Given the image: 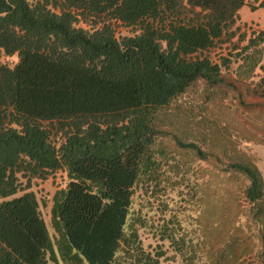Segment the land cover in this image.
Wrapping results in <instances>:
<instances>
[{"label":"trees","instance_id":"trees-1","mask_svg":"<svg viewBox=\"0 0 264 264\" xmlns=\"http://www.w3.org/2000/svg\"><path fill=\"white\" fill-rule=\"evenodd\" d=\"M243 4L0 0V55L13 58L0 62V264H165L162 243L141 245L146 224L177 264H243L252 248L227 242L236 229L223 222L241 186L249 203L264 200L238 143L255 133L264 144V28L210 56L235 35ZM113 23L131 33L116 38ZM230 96L236 124L208 115ZM159 135L195 159L207 144L199 158L215 168L176 161ZM56 170L67 181L50 198L51 234L29 188ZM179 184L196 217L177 214L168 190ZM138 185L162 191L161 222L150 206L134 208Z\"/></svg>","mask_w":264,"mask_h":264},{"label":"rangeland","instance_id":"rangeland-1","mask_svg":"<svg viewBox=\"0 0 264 264\" xmlns=\"http://www.w3.org/2000/svg\"><path fill=\"white\" fill-rule=\"evenodd\" d=\"M259 1L260 0H244V4L238 10V18L235 23L237 25V28H235V35L230 38L229 42L221 43L220 45L218 44L217 46H215V48H213L210 52V56L212 58L216 59L220 54L226 56L227 51L231 48V46L234 44L237 45L236 38L237 36L239 37L241 33L245 36L244 38L246 39L247 37L254 36V32L264 28V8L259 7ZM113 28L116 38L131 33L129 27H124L117 23H113ZM244 42L245 40H242L238 45L240 46L241 44H244ZM12 61V57L9 58L0 55L1 63L12 64ZM198 87L200 88L199 85ZM234 100L235 99L231 98V96L226 99V101L222 100L221 102H219V100H216L215 103L210 105V110L213 112V114H211L207 110L206 112L208 113V115L212 116L218 121H230V124H236V121L232 117V115H235L236 113H231L232 111L230 109L225 108V106H227V101L233 104ZM261 121H264V119L260 121L258 120L257 123ZM245 134L247 133L243 130L241 135L245 136ZM258 137L259 135H255L254 133L252 137L245 136V138L238 139V143L242 152L251 157L257 169L259 170L264 182V144L257 142ZM158 142H160L167 151L170 150L169 152L173 154L175 160L178 162H183L185 157L187 156L190 157L191 161L189 162L193 170H198L199 167H203L204 170L210 171L215 168L211 160H202L199 158L200 153H203L201 151L205 150L203 148L207 145L205 143L201 145V151H199V153L196 152L197 159H195L190 150H181L174 147L172 143L169 142V138L167 137V135H159ZM180 156L182 158H180ZM199 173L200 171H198V173H196L195 175H198ZM207 174H204L203 178L207 177ZM66 181L67 178L63 170L50 172L45 176L44 179H30L31 185L29 189L32 190L35 194V197L38 201L40 214L51 234H54V232L49 227L50 198L55 190L65 185ZM243 184H246V180L245 182H243ZM173 185L176 184L173 183ZM242 187L244 186H241V188L239 189V209L233 210L234 215L231 212H227L226 218L223 222L226 224L225 228L236 229V231H233L231 235L230 231H226L227 242L229 236H233L240 242L239 244L235 243L236 250L244 249L248 247V245L252 248L251 252L248 255L243 256V264H264V200L257 202L254 205L252 203H249L242 194ZM152 192L153 196L150 195V187L146 190L141 185L136 186L133 195V204L134 208H137L140 204H143L145 208L150 206L153 210H156L155 214L152 216V223L156 224L161 222V204L163 199L162 191ZM168 192H170V195L173 196L172 204H174V208L181 211L177 214H184L188 218L196 217L197 207L188 198L187 189L183 184L177 185L176 187H174V189L168 190ZM148 196L149 198L147 199V201H144V199ZM215 204L217 205V203ZM137 232L143 248L152 249L153 246L156 245V243H162V248L165 250L163 253L162 261L165 264H177V261H179V257L176 254H173V251L168 246L166 240H163L161 242V240L157 239V236L153 235V227H150V224L144 225L143 228H138ZM167 256L169 257V259H166Z\"/></svg>","mask_w":264,"mask_h":264}]
</instances>
